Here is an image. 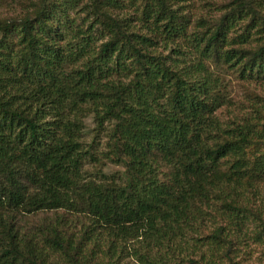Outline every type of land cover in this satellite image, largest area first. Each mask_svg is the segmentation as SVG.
Here are the masks:
<instances>
[{
	"label": "trees",
	"instance_id": "1",
	"mask_svg": "<svg viewBox=\"0 0 264 264\" xmlns=\"http://www.w3.org/2000/svg\"><path fill=\"white\" fill-rule=\"evenodd\" d=\"M0 264H249L264 247V0H0ZM121 172L108 173V166Z\"/></svg>",
	"mask_w": 264,
	"mask_h": 264
},
{
	"label": "rangeland",
	"instance_id": "2",
	"mask_svg": "<svg viewBox=\"0 0 264 264\" xmlns=\"http://www.w3.org/2000/svg\"><path fill=\"white\" fill-rule=\"evenodd\" d=\"M197 7L196 15L204 13L200 9L201 6L204 5L206 0H194ZM19 6H14V8H1L0 9V18L9 17L13 14H18ZM229 88L231 91V97L236 106L247 105L251 98L258 97L264 99V85H256V84H244L237 83L235 79H231L229 82ZM122 168L117 166H108L107 172H121ZM250 252V260L249 264H264V247H251Z\"/></svg>",
	"mask_w": 264,
	"mask_h": 264
}]
</instances>
